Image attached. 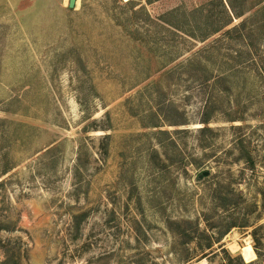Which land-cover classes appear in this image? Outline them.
Returning a JSON list of instances; mask_svg holds the SVG:
<instances>
[{
  "label": "rangeland",
  "instance_id": "1",
  "mask_svg": "<svg viewBox=\"0 0 264 264\" xmlns=\"http://www.w3.org/2000/svg\"><path fill=\"white\" fill-rule=\"evenodd\" d=\"M68 1L0 0V264H264V0Z\"/></svg>",
  "mask_w": 264,
  "mask_h": 264
},
{
  "label": "trees",
  "instance_id": "2",
  "mask_svg": "<svg viewBox=\"0 0 264 264\" xmlns=\"http://www.w3.org/2000/svg\"><path fill=\"white\" fill-rule=\"evenodd\" d=\"M229 7H231L230 4H229ZM229 15H230V16H229L230 20H232L233 18L239 16V15H237V14L235 13V11L232 9V7H231V12H230ZM239 17H240V16H239ZM229 22L231 23V21H229ZM230 23H227L226 25H229ZM226 25H225V26H226ZM204 123H205V125H206V122H204ZM235 129L238 130V131H240V130H241V127H237V128H235ZM202 130H203L204 132H205V131H209V128L204 127ZM237 147H238V151H239V153L241 154V156H240L241 159L244 160V162L246 163L247 166L249 165L250 167H253V165H254V159L252 158L251 151H250V149L248 148V145L245 144V140H243L242 138H239V140L237 141ZM216 199H220V196H218V195L216 194V191H215V195H214L213 200L217 202ZM222 207H225L224 204L222 205ZM233 227H235V226H232V228H233ZM261 229H264V224H263L262 226H258V227H256V228H253V230H252V234H251V236H252V239H253L254 244H255V251H257L258 246L261 245L260 239H259L258 236H257V232H258L259 230H261ZM228 231H229V230H226V231H224L223 233H221V234H220V238H222V237H223ZM219 241H220V239L217 240V243H218ZM256 246H257V247H256ZM211 247H212L211 242H210L209 240H207V244H206L205 247H204L205 250H209V249H211ZM248 264H253V263L250 262V263H248Z\"/></svg>",
  "mask_w": 264,
  "mask_h": 264
},
{
  "label": "water",
  "instance_id": "3",
  "mask_svg": "<svg viewBox=\"0 0 264 264\" xmlns=\"http://www.w3.org/2000/svg\"><path fill=\"white\" fill-rule=\"evenodd\" d=\"M76 5V0H69L68 1V8L73 9Z\"/></svg>",
  "mask_w": 264,
  "mask_h": 264
}]
</instances>
